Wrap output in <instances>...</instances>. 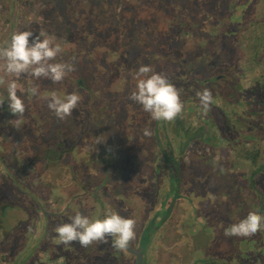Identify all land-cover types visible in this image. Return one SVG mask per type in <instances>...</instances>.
<instances>
[{
  "label": "rangeland",
  "instance_id": "rangeland-1",
  "mask_svg": "<svg viewBox=\"0 0 264 264\" xmlns=\"http://www.w3.org/2000/svg\"><path fill=\"white\" fill-rule=\"evenodd\" d=\"M237 1L239 0H226V5L231 10L232 3ZM106 2L111 5L104 7L101 0H0V46H5L11 35L18 31L30 30L34 32V36L43 33L42 38H50L63 47L57 62L70 61L76 66V71L59 84L29 76L18 79V95L26 105L20 128L9 123L18 117L8 109L6 85L0 86V97L5 99L3 106H0V264L115 262L113 257L104 260L111 255L109 250L113 249L111 238L107 244H93L87 248L78 243L64 246L58 243L53 230L58 224L69 222V217L77 211L93 220L103 219L105 213L113 210L126 218H132L133 213H129L123 203L128 199H133L134 207L139 208L135 218L136 238L132 241L133 246H139L146 257L150 240H144L145 232L139 242L141 228H144L148 220H152L156 211L158 216L164 215L158 211L164 203L161 201L162 195L155 194V191L161 192L160 189L163 188V185L158 188L157 180H167L168 155L164 157L159 146L157 148L159 138L153 135L154 124L150 122V115L140 105L130 101L128 95L136 83L131 73L141 64L150 65L156 72L157 69L163 71L168 67L169 61H165L168 57H163L162 54H169L171 60L174 55L170 54V46L162 49L155 42L143 47L142 55L141 49L139 53L134 52L133 44L138 31H134L131 24L126 23V17L130 15V12H126L130 3L139 10V7L141 9L146 4L145 0ZM158 6L156 13L165 19L172 17L171 0L162 1ZM244 8L246 5H238L234 9L232 29L237 31L235 36L227 39V50L223 49L217 37L205 46L207 50L213 49L212 57L215 55L230 60V70L245 78L246 88L251 92L258 88L260 80L264 83V0H249L245 23L240 25L243 22L240 16L244 13ZM148 13L150 14V10ZM222 14L217 20L222 16H227L228 19L227 13ZM213 26L217 27L216 23ZM217 30L220 29L217 28L211 34L217 36ZM33 38H30V42ZM201 41L204 42L202 36L191 39L190 49L195 55L198 51L205 52V48L199 45L203 44ZM178 51L183 52L184 47H180ZM78 81L82 82V87L77 86ZM108 85L112 88V94L107 92ZM34 86L39 87V96L31 94ZM52 92L62 97L76 92L82 97V101L72 116L61 121L47 107L45 97H49ZM92 95L95 101L90 99ZM262 97L264 95H256L254 101ZM127 109L130 110V118L132 114L140 115L139 128L133 122H125L126 125L122 123ZM197 111V116L190 120L192 127L203 126L209 132L210 125L205 124L206 118L201 110L198 108ZM88 120L90 123H87ZM173 123L169 122V130L163 137L166 140L170 138L173 145H179L180 141L185 140L186 134L172 129ZM186 124L188 127L189 122ZM144 128L152 131L151 137L143 135ZM238 129L243 141L237 147L230 145L221 131L213 126L212 133L220 140L219 145L208 140L201 145L194 143L178 158L177 163L183 166L181 171L177 170L181 178V196L193 198L191 184L194 179L199 180L196 182L198 188L194 184L200 192L197 194L199 199L195 201L196 212L187 217L180 207L170 210L172 213L169 222L176 224L179 221L178 228L185 227L172 228L170 242L165 237L157 240L166 243L168 250L161 248L159 244L155 245L148 252V264H153L155 260L152 258L166 259V264H211L215 260L213 249H209L211 245H207L208 241L221 242L219 248L223 250L230 248L229 264H235L236 259L242 256L250 258L244 264H264L263 239L253 247V236L243 241L244 237L233 236L229 238L236 242L235 245L225 244L227 237L224 230L227 226L244 219L249 212L264 216V127L257 130L251 126L245 128L238 125ZM127 136L130 150L128 154L121 148L127 143L123 139ZM62 137L69 142L66 144L67 149L74 142L76 151L87 156V164L77 162L78 178H68L64 173L58 176L50 168V164H47L49 159L44 158L43 150ZM89 146L91 152L87 151L86 147ZM244 149L260 152L257 163L242 158L241 150ZM105 150L114 151L113 157H106ZM258 167L262 168L260 172L257 171ZM247 178L254 179L250 180L255 183V189L251 188ZM82 187L88 190L83 191ZM93 196L103 200L105 207L102 209L101 203H93L90 206L94 207L91 214L90 207L84 204L85 200L90 201ZM183 200L180 199V203L186 206ZM165 201L169 202L168 207L171 206V197ZM151 204L154 205L152 209ZM66 208L68 209L64 210ZM154 222L147 228L150 232L151 227L152 236L153 228L159 225V219ZM199 222L218 229L220 239L211 236L209 232L212 229L201 228ZM146 226L144 230H147ZM189 228L191 236L188 235ZM181 230L187 231V237L178 232ZM182 237H186L187 242L191 237L194 243L191 251L183 250L185 241H181ZM239 244L247 246L249 252L244 253L239 249ZM218 246L216 243L213 247L218 249ZM216 252L221 253L218 250ZM122 257L120 264H136L134 258L125 254ZM221 258L223 261L227 259Z\"/></svg>",
  "mask_w": 264,
  "mask_h": 264
},
{
  "label": "trees",
  "instance_id": "trees-1",
  "mask_svg": "<svg viewBox=\"0 0 264 264\" xmlns=\"http://www.w3.org/2000/svg\"><path fill=\"white\" fill-rule=\"evenodd\" d=\"M106 1L107 0H101L102 5L104 7L110 6L111 4ZM145 1L146 4H143L141 9L139 7V10L132 7V4L130 3V7L126 12H130V15H127L126 17V23L131 24L130 27L133 28L134 31H138V35L133 44L135 48L134 52L139 53V49H141L140 54H144V51L142 50L143 47L151 45L152 42H155L157 44L156 46H159L162 49H164V46H170L169 51L171 55H174V58L171 60L169 54L168 56L162 54L163 57H168L165 60L169 61L168 67L163 71L160 69H157V71L166 74L176 88L180 90L181 99L185 105L182 116L177 117L172 121L174 123L172 124L173 128L171 127L175 131L186 134L185 140L183 142L180 141L179 145H173L170 138L166 140L163 137L165 132L162 130H164L165 126L167 127L169 125V122L154 121L156 122V134L159 138L157 148L159 146V149H161L163 153L166 152L169 155L167 156L169 158L166 160L168 163V166H166L168 167L166 170L168 183H165V187L161 192L155 191V194L162 195L161 199L164 201L163 205L168 204L165 199L171 197L173 204L166 208L168 209V212L176 207H180L186 212L188 217L190 214L196 212L195 201L199 199V195L197 194H200V192L197 191L199 185H197L198 183L196 184L199 180L196 181L194 179L195 182L193 181L191 184V190H193L194 193L193 198L188 197L189 199H186L180 194L181 178L178 176L177 170L181 171L183 166H180L177 162L179 161L178 158L182 157L187 150V147L194 143L201 145L206 140L211 143L215 142V144L219 145L220 140L214 133H212L213 126L221 131L224 139L233 147H237V144H242L241 142L243 141L242 136L239 133L240 130L238 129V125H243L245 128L251 126L253 129L257 130L264 127V97H262V99L259 98L256 102L254 101L256 95H264V83L260 80L258 88H254L249 92L245 85V78L241 74H234L233 71L230 70V60H225V58L223 59L222 57L218 58L215 55L212 57L211 54L213 53V49L207 50L205 46L208 44L207 42L214 40L215 37H217V39L220 40L223 49H228L227 39L235 36L237 31L232 29L234 25V9L238 5H246L244 13L240 16L243 21L240 25H243V23H245V15L248 13L249 0L233 2L231 10L229 5H226V0H171L173 8L172 19H165L163 16L155 12V9L159 7L158 5L165 0ZM148 10H150V14L148 13ZM222 13H227V15H229L228 19L226 18L227 16H222L221 19L217 20L218 16L223 15ZM217 21L219 25L217 24ZM170 23L172 24L170 25ZM215 23L217 27L213 26ZM217 28L220 30H217V36H213L211 33ZM198 36L203 37L204 42L201 41L203 44L199 43V45L205 48V52L200 53L198 51L195 55L190 49L191 39ZM180 47H184L183 52L178 51ZM150 55L152 56V54ZM76 84L78 87H82V84L79 82ZM204 88L210 89L214 97L211 111L207 116H204L206 118L204 121L205 124L210 125L209 132L205 131L203 126L200 128L192 127L193 125L190 122V120H193L197 116V109H200L196 92L201 91ZM107 90L108 93H111V87L109 85ZM90 99L93 101L94 96ZM186 122H189L188 127ZM168 130L169 129L167 128V131ZM210 132L211 135L209 134ZM241 155L244 160L252 161L253 163H257L260 158V152L251 149L241 150ZM47 163L50 164L51 160H47ZM184 166L187 167L188 165ZM261 169V167H258L257 171H261ZM65 176L67 175L65 174ZM250 179L252 178H247L246 181L249 180L251 188L255 189V183H252ZM254 179H256L255 176ZM194 184H196L197 188ZM202 197L203 196H201V198ZM180 199H184L183 201L186 206L181 205L182 203H180ZM237 222L239 221L233 223ZM198 224H201L200 227L203 229H212L211 232L218 231V229H214L215 227L212 228L207 226L206 223L202 224L199 222ZM247 238L244 237L241 241H243V239L246 240ZM252 239L254 240L252 244L253 247L257 245V242L261 239H263L262 241L264 243V232H258V234H255ZM239 249L243 250L244 253L249 252L248 247L242 246L241 244L239 245ZM216 250L221 253L216 252ZM212 253L215 262L229 264L227 262L230 258L229 249L224 251L221 249H213ZM221 257L227 259L223 261ZM248 259L250 258L242 256V258H237L234 263L244 264ZM215 262L213 261L211 264H215Z\"/></svg>",
  "mask_w": 264,
  "mask_h": 264
},
{
  "label": "clouds",
  "instance_id": "clouds-1",
  "mask_svg": "<svg viewBox=\"0 0 264 264\" xmlns=\"http://www.w3.org/2000/svg\"><path fill=\"white\" fill-rule=\"evenodd\" d=\"M43 33L34 36L30 30L18 31L11 35L5 46H0V86L6 85L8 109L18 117L9 121L11 125L20 128L26 112L24 100L18 95V79L29 76L36 80L45 79L53 84L62 83L71 73L76 71L74 62L60 61L57 58L63 52L60 43H54L50 38H42ZM34 37L31 42L30 38ZM136 82L130 91L128 99L142 107L154 121L172 122L181 117L185 105L181 92L164 73L156 72L150 65L141 64L131 73ZM12 77L14 79H6ZM33 96H39V87L31 88ZM201 114L207 116L214 103L213 93L204 88L196 92ZM47 99V107L52 114L63 121L72 116L74 110L82 101L76 92L60 96L52 92ZM5 99L0 97V106ZM145 137H151L152 131L143 129ZM223 171V169H221ZM92 201H86L84 206H92ZM136 221L126 218L116 212H107L103 219H90L89 216L77 211L69 217V222L58 224L54 228L59 244L69 246L78 243L87 248L90 245L107 244L112 239V247L121 251L127 250L135 240ZM258 232H264V216L257 212L248 215L237 223L231 224L224 230L226 237H252Z\"/></svg>",
  "mask_w": 264,
  "mask_h": 264
},
{
  "label": "flooded vegetation",
  "instance_id": "flooded-vegetation-1",
  "mask_svg": "<svg viewBox=\"0 0 264 264\" xmlns=\"http://www.w3.org/2000/svg\"><path fill=\"white\" fill-rule=\"evenodd\" d=\"M80 84L82 83L81 81H78ZM110 93V92H109ZM110 94H112V88H111V93ZM126 106V105H125ZM140 115L139 114H132V116H131V118H130V110L128 111V109L126 110V115H125V118L122 120V123H124L125 125H126V123L125 122H133L134 123V125L137 127V128H139V126H140V124H141V122H140V117H139ZM150 122H152L154 125H153V127H154V130H153V135L156 137V138H158V136H157V134H156V125H155V123L156 122H154V120H150ZM87 123H90L89 122V120H88V122ZM149 124V123H148ZM90 125V124H89ZM168 127V126H167ZM167 127L165 126V128H164V130H162V131H164L165 133H166V129H167ZM161 131V130H160ZM163 134V133H162ZM59 137H61V135H59ZM186 137V136H185ZM120 138H122V135L120 136ZM123 139H124V141H127V143H125V144H123L122 145V147L121 148H123L125 151H126V153L128 154V152L130 151L129 150V145H128V141H129V137L127 136V137H123ZM122 140V139H121ZM123 141V140H122ZM67 143H69L68 142V140L65 138V137H62V138H57L54 142H51V144L49 145V146H47L43 151H44V158L46 159V158H48L49 160H51V163H50V168H53L55 171H56V173H57V175L58 176H60L62 173H64V175L66 174L67 175V177L69 178H71V177H73V176H75V177H77L78 178V176H79V170H78V164H77V162L78 161H81V162H83V163H86L87 164V156L84 154H80V153H78L77 151H76V144L73 142V146L71 147V148H69V149H67V147H66V144ZM86 146V145H85ZM90 147L91 146H89V147H86L88 150V152H91L90 151ZM129 150V151H128ZM252 150V149H251ZM114 151H111V150H105V152H104V154H106V157H113L112 155L114 154L113 153ZM164 155V157H166L168 154L165 152V153H163ZM169 156V155H168ZM169 157H166V160L168 159ZM125 160V159H124ZM125 162V161H124ZM48 164V163H47ZM85 164V165H86ZM84 165V166H85ZM60 167H62L61 169H60ZM87 169V168H86ZM129 171V170H128ZM127 171V172H128ZM74 177V178H75ZM167 180H168V178H167ZM167 180H165L164 182L163 181H158L157 180V183L158 184H156L157 186H158V188H159V186L160 185H163V188L165 187V183H168L167 182ZM160 187H162V186H160ZM124 188V187H123ZM163 188L162 189H160V190H163ZM82 189H83V191H87L88 189L87 188H85V187H82ZM85 201H88V200H85ZM90 201H92L93 203H101L100 204V206H102V209H103V207H105V204H103V200H99L98 198H96L95 196H93V198H92V200H90ZM161 201H163V200H161ZM124 203V207L127 209V210H129V213H133V216H132V218L134 219V220H136L135 218L137 217L136 215H138V213H139V208H137L136 206L134 207V201H133V199L131 200V199H128L127 200V202H123ZM169 203V202H168ZM68 204H69V202H68ZM172 204H173V201H171V206H172ZM70 205V204H69ZM159 205V204H158ZM168 204H166V205H163V206H161L160 205V207L158 208V211H160V212H163V214H164V211H165V209L166 208H168V206H167ZM155 206H157V205H155ZM165 207V208H164ZM170 207V206H169ZM150 208L152 209V208H154V205L153 204H151L150 205ZM68 208H66V209H64V210H67ZM94 209V207H90V213L91 214H93V210ZM156 209V208H155ZM103 212V214H104V211H102ZM113 212H116V213H118L116 210H113ZM152 213H153V210L151 211ZM172 213V211H170V212H168V209H166V212H165V214L162 216L161 215V213H160V215L161 216H158L159 215V213L157 214V211L155 212V213H153V218H152V220H148V222L146 223V225H144V228H145V226H146V229L148 228V225L149 224H153V222L156 220V221H158V219H159V225L158 226H156V227H154L153 228V236L151 235V227H149L150 228V232H148V229L147 230H144V228L142 227L141 228V232H140V235H139V242L143 239V233H145V237H144V240H150V243H149V246H148V248H146L147 249V256L145 257L144 255H143V253H142V250L141 249H139V246H133V242H131L130 243V245H129V247H128V249L127 250H124V251H121V250H119V249H116V248H113V249H111V250H109V255L110 256H107L104 260H107V259H110V257H113V259H115V262H112V263H99V264H120V262L123 260L122 258V256H123V254H125V255H128V256H130V257H132V258H134V260H135V262H136V264H138V259H137V256L135 255V252H137V251H140L141 252V254H142V257H143V264H148V252L151 250L152 251V249H154L155 248V245L157 246L158 244L160 245V247L161 248H163V249H165L166 251L168 250V245H166V243H161V242H159V241H157V240H159L160 238H168V240H169V242H170V235H171V233H173V230H172V228H176V229H179V228H183V227H185V226H180L179 228H178V225H177V223L179 222V221H176L175 223L176 224H172V223H170L169 222V218L171 217V214ZM106 214V213H105ZM105 214H104V216H105ZM56 216H59V214H56ZM103 216V215H102ZM103 216V217H104ZM155 223V222H154ZM201 225V224H200ZM143 226V225H142ZM190 228H192V227H190ZM189 228V229H190ZM212 228H214V227H212ZM169 229V230H168ZM184 229H186V228H184ZM183 229V230H184ZM215 229V228H214ZM183 230H181V231H178V232H180V234L181 235H185L186 236V233H187V231L185 232V231H183ZM208 232V231H207ZM149 233V234H148ZM183 233V234H182ZM189 234L188 235H190L191 236V229H190V232H188ZM210 234H211V236H216L217 235V231H212V232H209ZM187 237V236H186ZM186 237H182V239H181V241L182 240H184L185 241V239H186ZM209 237V236H208ZM190 239V241H185V244H184V246H183V250H185V251H191L192 250V247H193V244L194 243H192L193 241H192V239H191V237L189 238ZM111 241H112V239H111ZM183 243H181V245H182ZM180 245V246H181ZM207 245H211V246H209V249H214V245H215V242L213 241L212 243H211V241H208V244ZM112 246V245H111ZM217 248V247H216ZM110 249V248H109ZM218 249H221V248H219L218 247ZM170 250V249H169ZM85 254H88V252H86ZM109 257V258H108ZM152 259H154L155 261H153L152 263L153 264H166L165 262H166V259H163L162 258V260H159L158 258H152ZM67 264V263H66ZM83 264V263H82ZM87 264H93V263H90L89 261L87 262ZM96 264H98V263H96Z\"/></svg>",
  "mask_w": 264,
  "mask_h": 264
},
{
  "label": "crops",
  "instance_id": "crops-1",
  "mask_svg": "<svg viewBox=\"0 0 264 264\" xmlns=\"http://www.w3.org/2000/svg\"><path fill=\"white\" fill-rule=\"evenodd\" d=\"M217 233H218V232H217ZM216 236H217L216 239H218V240H219L220 237H221V236H219V234H217ZM222 238H224V237H222ZM214 239H215V238H214ZM214 239H213V240H214ZM226 241H227V242L225 243L226 245H228V244H230V245H231V244H232V245H235V243H236V242L234 243V241H232V239L229 238V237H227V240H226ZM214 242H215V244L217 243V245L219 244L218 247L221 246V243H220V242H218V241H214ZM240 243H241V241H240ZM239 245H240V244H239ZM221 250H223V249H221ZM223 251H224V250H223ZM229 251H230V248H229ZM232 255H233V252H232Z\"/></svg>",
  "mask_w": 264,
  "mask_h": 264
},
{
  "label": "water",
  "instance_id": "water-1",
  "mask_svg": "<svg viewBox=\"0 0 264 264\" xmlns=\"http://www.w3.org/2000/svg\"><path fill=\"white\" fill-rule=\"evenodd\" d=\"M135 255L137 256L138 259V264H143V257L140 251L135 252Z\"/></svg>",
  "mask_w": 264,
  "mask_h": 264
}]
</instances>
